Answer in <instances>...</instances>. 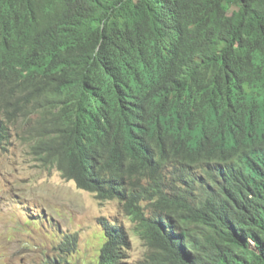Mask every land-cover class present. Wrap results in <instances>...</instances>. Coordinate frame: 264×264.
Masks as SVG:
<instances>
[{
	"label": "trees",
	"instance_id": "16d2710c",
	"mask_svg": "<svg viewBox=\"0 0 264 264\" xmlns=\"http://www.w3.org/2000/svg\"><path fill=\"white\" fill-rule=\"evenodd\" d=\"M20 121L144 264H264V0H0V145Z\"/></svg>",
	"mask_w": 264,
	"mask_h": 264
},
{
	"label": "rangeland",
	"instance_id": "374dc122",
	"mask_svg": "<svg viewBox=\"0 0 264 264\" xmlns=\"http://www.w3.org/2000/svg\"><path fill=\"white\" fill-rule=\"evenodd\" d=\"M34 137L20 121L0 145V264H91L104 241L99 218L117 219L127 229L125 264H144L147 242L120 202H100L57 167L44 166L34 152ZM68 235H77L76 245H64Z\"/></svg>",
	"mask_w": 264,
	"mask_h": 264
},
{
	"label": "bare ground",
	"instance_id": "6f19581e",
	"mask_svg": "<svg viewBox=\"0 0 264 264\" xmlns=\"http://www.w3.org/2000/svg\"><path fill=\"white\" fill-rule=\"evenodd\" d=\"M222 235V234H221ZM225 236V235H224ZM236 245H237V243H236ZM245 247V246H244Z\"/></svg>",
	"mask_w": 264,
	"mask_h": 264
},
{
	"label": "clouds",
	"instance_id": "9594fccd",
	"mask_svg": "<svg viewBox=\"0 0 264 264\" xmlns=\"http://www.w3.org/2000/svg\"><path fill=\"white\" fill-rule=\"evenodd\" d=\"M115 200H117V199H115ZM112 219V218H111Z\"/></svg>",
	"mask_w": 264,
	"mask_h": 264
}]
</instances>
